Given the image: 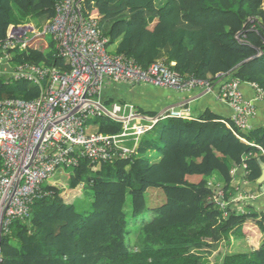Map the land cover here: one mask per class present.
I'll list each match as a JSON object with an SVG mask.
<instances>
[{"label":"trees","instance_id":"1","mask_svg":"<svg viewBox=\"0 0 264 264\" xmlns=\"http://www.w3.org/2000/svg\"><path fill=\"white\" fill-rule=\"evenodd\" d=\"M57 1L0 0V43L11 25L33 21L44 27L55 16ZM86 10L98 15L112 52L144 69L163 60L183 78L210 82L213 89L223 79L236 78L256 83L264 92V0H87ZM47 41V48L34 40L27 49H16V66L69 70L52 36ZM41 92L32 82L6 83L0 76V100L31 101ZM87 125L104 134L123 131L122 123L107 116L92 118ZM238 134L206 109L198 118L160 120L128 159L97 164L81 159L65 169V178L72 190L89 186L92 209L78 212L74 204L64 203L59 189L54 193L44 183L29 215L15 218L2 231L0 264H207L199 251L246 236L249 220L257 226L250 235L261 237L264 211L248 207L249 212L238 213L229 206L224 216L208 183L216 176L225 190L233 191L231 171L237 168L243 177L246 164V179L261 189L257 181L264 171V126L238 129ZM155 151L161 157L153 162ZM194 175L202 180L190 182ZM150 189L164 193L161 205L149 207ZM146 210L153 218L131 225L130 218ZM258 245L226 254L221 264H264V240Z\"/></svg>","mask_w":264,"mask_h":264},{"label":"built area","instance_id":"2","mask_svg":"<svg viewBox=\"0 0 264 264\" xmlns=\"http://www.w3.org/2000/svg\"><path fill=\"white\" fill-rule=\"evenodd\" d=\"M86 1L58 0L55 16L42 30L34 23L11 25L7 38L0 43V76L8 75L7 82H32L42 91L39 98L31 101L0 100L2 231L7 230L15 218L29 215L34 197L58 171L79 165L81 159L97 164L129 158L136 154L140 138L160 120L192 119L189 107L172 108L149 117L139 113L131 102L107 105L98 97L107 82L148 84L187 93L211 89L210 82L183 78L163 60L144 69L133 59L111 53L109 38L100 28V19L95 12H87ZM47 34L56 42L59 55L70 65L69 70L32 63L12 68L13 52L17 48L24 50L32 41ZM241 83L236 78L223 79L217 93L233 108L236 127L247 131L258 109L255 99L245 97ZM249 84L256 91V98L264 101L263 89L256 83ZM104 116L122 123L123 131L110 135L89 129L87 122L90 119ZM243 168L246 172L243 184L247 185V165L243 164ZM232 174H237V168ZM209 187L213 190L212 200L224 216L229 208L243 213L245 206L255 201V192L248 191V194L243 187L233 186V191H227L212 182Z\"/></svg>","mask_w":264,"mask_h":264},{"label":"crops","instance_id":"3","mask_svg":"<svg viewBox=\"0 0 264 264\" xmlns=\"http://www.w3.org/2000/svg\"><path fill=\"white\" fill-rule=\"evenodd\" d=\"M28 23L35 24V22L33 21H30ZM42 29L43 27L41 28V30ZM49 36L51 35L47 34L41 39H38L37 41L41 45H43L44 43L45 45L43 47L47 48L48 46L47 39ZM172 65H174V63ZM7 77L8 75L5 76L6 83L12 82V81L7 82ZM241 89L247 99H250V100L255 99L257 109H258L257 116L254 119H252L250 122L249 130L256 128V127L264 126V101L258 100L256 98L257 96L256 91L252 88V86L249 83L242 82ZM98 97H100L101 101H104V103H106L107 101H112L113 103H116V102L134 103L137 107V110L141 109L148 114H152V115L154 114V116H158L166 111H169L172 108L180 109V108L189 107L191 109L192 118H198V116L201 113H203L206 109H211L212 112H214L215 114L223 118V122L232 131L234 129L235 132L238 133V128L236 127V124L233 119V108L230 106V104H228V102L223 101L219 97V93H217V88L212 89L210 91H207V90L204 91V90L198 89L192 93H187V92L179 91L175 88H164V87L148 85V84L130 85V84H125V83H112L109 81L106 83V85L104 86V88L102 89V92L100 93ZM143 136L140 138L139 142L137 143L136 148H138L139 143L141 139L143 138ZM129 144L132 145L131 147L134 146L133 143H129ZM160 157H161V154H159V157H156L154 159H160ZM105 163H108V162H105ZM233 169H236V168H233ZM194 176H198L197 177L198 179L193 180L192 178ZM194 176H189L188 180L192 183H199L202 180V176H199V175H194ZM232 176H233V181H232L231 188H233V186L240 187V188L243 187L242 190L245 189L247 191H253V192L262 190V189H259L257 185L251 182H249L247 185H244L243 177L241 176V174H239V170H237V174H232ZM211 182L216 184V186H220L224 188V183L220 181L216 176H213L209 179L208 183H211ZM255 207L258 208L259 210L264 211V195L263 194H261V196L257 199L255 203ZM262 235L264 234L262 233ZM244 237L242 238L244 239ZM234 241L236 240L232 238L231 242L234 243Z\"/></svg>","mask_w":264,"mask_h":264},{"label":"rangeland","instance_id":"4","mask_svg":"<svg viewBox=\"0 0 264 264\" xmlns=\"http://www.w3.org/2000/svg\"><path fill=\"white\" fill-rule=\"evenodd\" d=\"M27 49V48H26ZM113 47H109V51L111 53ZM114 54V53H113ZM12 68L16 67V63L14 62V52H13V59L11 61ZM219 85V84H218ZM217 86V85H216ZM215 87V86H213ZM211 87V89L213 88ZM210 89V90H211ZM208 90V91H210ZM160 151L153 152L152 154V160L153 162L157 161L158 159H154L156 157H159ZM65 170L63 171H58L51 181L49 182L54 193L55 190L59 189V192L62 193L63 198L65 199L64 203L65 204H74L77 211L80 213H85L88 212L90 209H92V203L94 201V196L92 195V192L87 185L80 184L76 189H70L68 188V184L66 182L65 178ZM198 176H194L192 179H198ZM234 189V188H233ZM248 194L249 192L244 189ZM58 193V192H57ZM149 193L151 195V199L149 201V207H153L152 205H161L165 201V195L164 193L161 194L158 191H155V189H150ZM262 192L256 191L253 195L255 198V201L253 204H249L245 206V211L249 212V208L252 209H258L255 207L256 200L261 196ZM163 196V197H162ZM252 196V195H251ZM244 211V212H245ZM153 218V212L151 210H146L144 213L130 218V223L133 225L134 223L140 224L143 220H150ZM256 221L254 220H249L245 225L248 226L246 227V239L243 238H237L233 237L234 243L230 242H224L222 241L217 245L215 248H206L205 250L199 251L204 259L207 261V264H221L224 256L226 254H231V253H237V252H248L249 250L257 249L255 246L259 243V245L263 242L264 240V235L261 237L256 236V235H250L253 234L252 231L256 229ZM130 225V227H132ZM258 245V246H259ZM257 246V247H258Z\"/></svg>","mask_w":264,"mask_h":264},{"label":"water","instance_id":"5","mask_svg":"<svg viewBox=\"0 0 264 264\" xmlns=\"http://www.w3.org/2000/svg\"><path fill=\"white\" fill-rule=\"evenodd\" d=\"M257 57H258V55H257V56H252V57L247 58V59H245L244 61H242V63H244V62H249V61H251V60H253V59H256ZM200 96H202V95H200ZM198 97H199V96H198ZM257 183H258V184H262L261 189H262V191L264 192V171H263L261 177L258 179ZM0 235H2V228L0 229Z\"/></svg>","mask_w":264,"mask_h":264}]
</instances>
